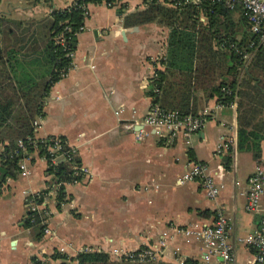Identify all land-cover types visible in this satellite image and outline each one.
I'll return each mask as SVG.
<instances>
[{"label":"crops","instance_id":"crops-1","mask_svg":"<svg viewBox=\"0 0 264 264\" xmlns=\"http://www.w3.org/2000/svg\"><path fill=\"white\" fill-rule=\"evenodd\" d=\"M34 1L17 8L26 10L21 21L41 20L70 4ZM145 8L138 0H124L114 8L88 5L72 69L43 97V116L34 129L36 137H61L74 147L88 175L65 185L67 196L60 210L56 195L48 194L44 205L51 235L39 240L24 223L30 196L52 179L45 161L34 154L29 176L18 173L0 185V264H77L82 249L103 252L120 263L123 260L112 255L113 249L158 247L163 239L165 246L152 264L199 262V244L184 240L174 229L208 225L218 208L230 220L229 241L260 231L264 202L256 212H245L242 188L264 162V141L259 160L236 150L237 104L218 109L189 143L180 135L171 143L161 140L151 128L138 137L122 127L132 115L143 118L150 112V84L155 70L164 68L160 59L168 29L157 21L137 23L134 15ZM193 96L196 115L215 101L205 99L202 92ZM118 110L122 113L116 115ZM229 141L233 152L226 167L228 150L218 154L217 150ZM3 146L0 143V156ZM201 162L208 164L209 175L220 187L215 200L206 197L198 180L180 182L191 165ZM236 248L239 264L253 258L250 249Z\"/></svg>","mask_w":264,"mask_h":264},{"label":"trees","instance_id":"trees-1","mask_svg":"<svg viewBox=\"0 0 264 264\" xmlns=\"http://www.w3.org/2000/svg\"><path fill=\"white\" fill-rule=\"evenodd\" d=\"M87 2L76 0L74 5L53 9L38 21L0 17V143L4 145L0 185L19 173L18 163L23 153L17 147L18 141L23 142L28 153L34 152L30 143L34 139L32 123L43 116V97L60 80L61 71L70 65L62 47L56 44V37L64 33L65 38L70 37L68 45L75 48L76 38L71 33L83 25V10L79 6ZM134 18L139 24L157 21L168 29L164 56L160 59L164 68L155 70L148 92L152 106L164 112L196 115L193 96L196 92L225 106L235 100L236 150L249 152L259 160L264 141V44L249 47L255 38L242 10H230L215 1L199 5L180 2L176 6L171 0H151ZM65 27L71 32H65ZM32 54L35 57L30 59ZM246 54L251 55L248 60L244 59ZM51 138L47 137V144L53 143ZM16 150L18 154L13 155ZM232 152L230 147L224 158L226 167L231 163ZM57 154L60 153H50L43 144H38L35 155L49 162ZM75 161L79 162L78 158ZM46 173L52 175L47 183L49 189L59 185L56 209L60 210L67 196L65 185L79 178L63 158L52 168H46ZM49 189L40 192L39 201ZM45 210L40 214L28 210L26 214L24 226L34 231L37 240L46 227L41 223L47 218ZM76 261L77 264H129L112 262L103 252H83Z\"/></svg>","mask_w":264,"mask_h":264},{"label":"built area","instance_id":"built-area-1","mask_svg":"<svg viewBox=\"0 0 264 264\" xmlns=\"http://www.w3.org/2000/svg\"><path fill=\"white\" fill-rule=\"evenodd\" d=\"M76 0H70L71 6L75 4ZM124 0H89L87 3H83L79 6L83 10V17H88V5L100 4L108 8L118 7ZM143 4L149 3L151 0H138ZM173 5H180V2L184 4L191 3L199 5L203 2H219L230 10L240 8L243 16L249 26L250 33L254 36V40L249 44L252 49L256 46L264 44V0H171ZM85 30L84 25L80 26L77 31L71 33L76 38L79 33ZM65 32L70 33V29L65 27ZM70 37L65 38L64 33H61L56 37V44L62 47L65 52V57L70 60V65L67 69H64L60 73V80L64 78L73 66L74 48L68 45ZM251 55H244V59H249ZM54 85V84H53ZM229 94L228 91H226ZM236 104L234 100L227 106H233ZM225 105L218 100H215L212 105H207L202 113L197 115L187 114L183 115L178 112H164L157 106H152L150 112L143 118H138L134 115L126 121L122 127L125 130L134 132L140 137L145 128H151L155 131L156 135L161 139L171 143L177 135H180L185 143H189L192 136L197 134L202 128L205 127L208 118L212 117L215 112L224 107ZM122 113V110H118L116 115ZM41 123V118H36L32 125L38 128ZM140 128L139 130H134ZM47 138H39L34 135V139L30 141L33 146L34 152L28 153L25 150V146L22 141H18L17 147L22 151V158L18 163L19 175L26 177L30 175V159L32 155L37 152V145L43 144L45 149L50 153H60L52 156L49 162H46L45 158H41L46 163V168H52L56 165L57 160L63 158L71 166L73 175L78 177L74 183L80 182L86 178L88 171L81 165L80 162H76L77 151L74 147L68 145L66 141L60 140L58 137H53L52 144L46 143ZM232 143L222 142L217 150V154L223 150H228ZM65 150V151H63ZM18 151H14L13 155H17ZM49 178H52L51 174H47ZM198 180L201 189L204 191L206 197L210 200H215L220 192V187L214 182L213 178L208 173L207 163H196L191 165L187 171L181 176L180 182H190ZM237 185H239L237 183ZM59 186V185H58ZM58 186L44 189H49V192L45 195L42 201L40 199V192L34 193L32 200L29 201V211L32 213L40 214L45 210L44 205L45 198L48 194H55ZM242 195L245 197L244 210L247 213H254L260 207V204L264 202V162L259 163L255 167L253 174L246 180L243 186ZM36 196V199L34 198ZM45 219L41 220L42 224L46 227L43 231V236L51 235V231L48 227V212H44ZM34 222V220H31ZM261 229L258 232L237 237L234 242L229 241L228 234L231 230L230 220L224 215L221 208H218L215 212L214 220L208 225L202 226H190L182 229H174L175 232L182 236L184 240H192L199 244L201 250V259L199 262H188L180 260L179 264H239L237 261L236 247L243 246L250 249L253 253V258L246 264H264V213L261 216ZM165 246L164 239L160 241L158 247L146 246L134 251H124L121 249H113L112 255L119 260L126 261L131 264H152L156 262L160 256L162 247ZM87 249H82L80 253L87 252ZM63 252V250H61Z\"/></svg>","mask_w":264,"mask_h":264},{"label":"rangeland","instance_id":"rangeland-1","mask_svg":"<svg viewBox=\"0 0 264 264\" xmlns=\"http://www.w3.org/2000/svg\"><path fill=\"white\" fill-rule=\"evenodd\" d=\"M33 3L36 2L34 0H0V17L12 21H21L22 17L26 15V10L21 11L18 9H25Z\"/></svg>","mask_w":264,"mask_h":264},{"label":"water","instance_id":"water-1","mask_svg":"<svg viewBox=\"0 0 264 264\" xmlns=\"http://www.w3.org/2000/svg\"><path fill=\"white\" fill-rule=\"evenodd\" d=\"M140 128H135L134 130H139Z\"/></svg>","mask_w":264,"mask_h":264}]
</instances>
